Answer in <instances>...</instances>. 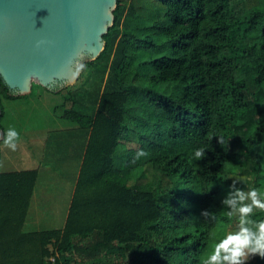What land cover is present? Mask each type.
<instances>
[{"label":"trees","instance_id":"trees-1","mask_svg":"<svg viewBox=\"0 0 264 264\" xmlns=\"http://www.w3.org/2000/svg\"><path fill=\"white\" fill-rule=\"evenodd\" d=\"M113 16L85 61L105 77L92 114L72 94L60 114L89 130L64 225L25 230L37 170H0V264H203L238 230L232 180L264 198V0H116ZM16 96L0 76V120Z\"/></svg>","mask_w":264,"mask_h":264},{"label":"water","instance_id":"water-1","mask_svg":"<svg viewBox=\"0 0 264 264\" xmlns=\"http://www.w3.org/2000/svg\"><path fill=\"white\" fill-rule=\"evenodd\" d=\"M115 6L116 0H0L4 83L21 95L32 81L51 90L75 81V64L103 49Z\"/></svg>","mask_w":264,"mask_h":264},{"label":"rangeland","instance_id":"rangeland-1","mask_svg":"<svg viewBox=\"0 0 264 264\" xmlns=\"http://www.w3.org/2000/svg\"><path fill=\"white\" fill-rule=\"evenodd\" d=\"M87 60L89 59L85 58L81 63L85 64ZM85 65L86 69L78 75L75 81L57 89L48 90L36 81H32L27 93L14 98H2L3 109L0 122L3 132L5 134L8 128L14 127L20 134V140L15 151L8 149L0 141V170L28 166V160L24 159L27 153H32L37 157V164L47 163L50 166V168L40 167V176L24 225L25 230L61 226V216L51 214L52 208L48 206L50 201L47 198H53L55 193H59L58 190L66 187V182L71 180L73 173L71 170L75 168L65 163L64 160L41 161L38 155L44 153V158H50L48 154L51 152L52 155L60 154L67 157L69 144H67L68 136L66 135L68 134L61 137L58 135L75 123L71 119L60 116L63 108L71 104L72 99H66L70 94L74 97L76 109L92 114L97 95L105 84V77L100 78L97 72H92L93 75L88 76L90 74L88 64ZM55 132L57 134H54ZM41 148L43 149L40 153ZM64 172L69 173L70 177L65 176ZM212 252L210 251L208 256ZM251 260L253 261V257L248 261Z\"/></svg>","mask_w":264,"mask_h":264},{"label":"clouds","instance_id":"clouds-1","mask_svg":"<svg viewBox=\"0 0 264 264\" xmlns=\"http://www.w3.org/2000/svg\"><path fill=\"white\" fill-rule=\"evenodd\" d=\"M40 43H37L39 47ZM86 69L84 63L77 62L74 66L72 75L78 76ZM20 140V134L14 127L8 128L5 132L2 143L8 149L15 151ZM222 143V140L218 141ZM149 155L144 150L138 151L133 163L141 157ZM205 156V150L199 149L195 152L197 159ZM238 179H233L229 185L228 198L221 201L223 205L228 206L227 215L229 217H238V224L235 231L229 232L223 239L216 243L214 251L203 261V264H246V262L255 256L264 259V219L253 220L251 216L254 210L264 212V198L255 187L247 191L237 188ZM201 215L206 219H214L208 211H202Z\"/></svg>","mask_w":264,"mask_h":264},{"label":"crops","instance_id":"crops-1","mask_svg":"<svg viewBox=\"0 0 264 264\" xmlns=\"http://www.w3.org/2000/svg\"><path fill=\"white\" fill-rule=\"evenodd\" d=\"M63 133V134H61ZM66 133L68 135H66ZM54 134H57L56 132ZM68 136L67 138V144H69L68 147V151H67V157L64 155H52L51 152H49L48 155H50V158H44V153H41L42 149L40 150L39 156V160L41 161H51V160H56V161H62L64 160L65 163H68L70 166H74V170L71 176V180H68L66 182V187L64 189H60L58 190L59 193H55L54 197H48L47 200L50 201V204H48V206H50L52 208V215H58L61 216L60 218V223L62 227L64 225L68 210H69V206L71 203V198L73 195V191L75 188V183H76V179H77V175L79 172V168L81 165V161L84 155V151H85V147H86V143L88 140V135H89V130L86 128L81 127L78 123H74L72 125H70L69 127H67L64 131L60 132V135H58L59 137L61 136ZM57 136V137H58ZM45 148V146H44ZM43 154V155H42ZM57 156V157H56ZM56 157V158H55ZM37 157L35 155H33L32 153H27V155L25 156L24 159L28 160V166H24L22 168H13L11 170H20V169H36L37 170V178H36V182L34 185V189L36 187L37 181L39 179L40 176V167L43 166L44 168H50L49 164L47 163H43V164H37L38 159H36ZM54 158V159H52ZM3 171H7V170H3ZM65 176H69V173L64 172L63 173ZM34 189H33V194H34ZM43 189V187H42ZM61 192V193H60ZM32 194V197H34V195ZM31 197V200H32ZM30 200V203H31ZM52 200V202H51ZM30 206V205H29ZM29 210V208H28ZM28 214V212H27ZM27 221V215L25 218V222ZM24 222V225H25ZM56 228V227H55ZM49 229V228H47Z\"/></svg>","mask_w":264,"mask_h":264},{"label":"built area","instance_id":"built-area-1","mask_svg":"<svg viewBox=\"0 0 264 264\" xmlns=\"http://www.w3.org/2000/svg\"><path fill=\"white\" fill-rule=\"evenodd\" d=\"M50 259L52 260V259H53V257H50Z\"/></svg>","mask_w":264,"mask_h":264}]
</instances>
